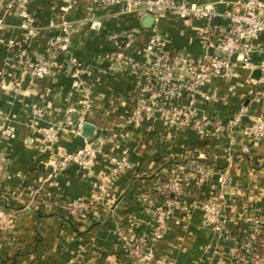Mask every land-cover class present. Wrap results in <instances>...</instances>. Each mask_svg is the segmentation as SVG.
Masks as SVG:
<instances>
[{
  "label": "crops",
  "instance_id": "0c3cea01",
  "mask_svg": "<svg viewBox=\"0 0 264 264\" xmlns=\"http://www.w3.org/2000/svg\"><path fill=\"white\" fill-rule=\"evenodd\" d=\"M9 1L0 0V125L12 130L11 137L0 134V151L9 162L8 177L0 178V211L11 213L14 228L11 233L0 232V264H137L121 260L125 239L151 236L156 225L155 205L163 204L157 191L165 180L179 183L182 195L174 202L167 232L152 244L155 260L144 264H231L230 251L254 229L251 220L264 218V138L244 134L246 127L264 116L262 87L255 86L256 96L248 94L252 89L249 81L258 80L255 72L260 70L239 67L233 78L215 79L208 86L210 100L197 98V117L209 116L224 123L242 106L248 108L236 129L233 151L229 150L232 138L228 130L203 137L192 129L170 126L165 116L145 119L139 129L126 128L135 93L145 81L139 74L116 71L108 55L116 42L134 31L137 41L131 53L143 58L153 36V28L143 26L146 17L123 14L118 6L102 7L88 0H74L68 13L63 11L67 0H31L29 10L42 34L26 44L22 21L8 10ZM242 1L190 0L217 13ZM260 14L264 16V10ZM63 21L73 27L69 54L54 57L60 63L59 72L43 80L33 78L22 61L45 57L48 42ZM156 29L171 48L198 58L206 49L204 32L212 34L214 43L229 31L230 21L220 16L208 21L166 15ZM70 57L90 70L82 90L74 87ZM263 61L264 34L253 55L255 66ZM261 75L260 71L259 78ZM187 101L181 97L170 103L185 105ZM85 103L91 104L88 124L95 127L89 139H105L94 166L96 173L106 174L111 159L124 152L131 169L112 178L105 195L88 210L72 216L71 205L91 194L92 181L80 176L76 167L58 172L55 159L61 153H76L85 139L67 132L52 149L37 131L61 123L70 106ZM34 105L44 110L42 118L32 117ZM174 159L184 163L173 164ZM196 167H203L209 175L201 186ZM209 201L219 203L227 219L228 237L205 223L201 205ZM261 243L264 263V226Z\"/></svg>",
  "mask_w": 264,
  "mask_h": 264
},
{
  "label": "built area",
  "instance_id": "2783aa9c",
  "mask_svg": "<svg viewBox=\"0 0 264 264\" xmlns=\"http://www.w3.org/2000/svg\"><path fill=\"white\" fill-rule=\"evenodd\" d=\"M68 4L63 8L68 13L73 7L74 0H67ZM91 4L102 7L118 6L123 14L138 13L142 17L152 16L155 20L153 36L146 44L143 58L136 57L133 50L137 34L130 31L124 38L115 43L114 49L109 53L108 60L112 67L119 72L139 74L144 78V86L135 93L134 108L125 120V127L141 128L145 119L165 116L170 126L177 129H192L203 137L214 134L230 132L231 142L229 150L233 151L236 141V129L239 128L241 118L247 113L248 108L242 106L237 114L224 123L209 116L197 117L196 102L198 96L210 100L207 88L215 79H231L236 75L237 69L243 68L251 72L259 69L262 75L258 80L252 79L249 85V96H256L255 86L262 87L264 95V61L255 66L253 55L257 50V42L264 34V16L260 13L264 10L261 0H244L234 5H227L222 13L213 9L199 7L190 0H88ZM31 0H10L7 4L9 11L15 13L21 19L24 33V43L30 44L42 34L35 17L30 13ZM92 9V8H91ZM166 15H177L183 19L199 18L212 20L216 16L230 21L228 32L217 37L216 42L211 41L208 31L202 37L206 49L198 58H191L177 51L172 56L168 43L158 34L156 25ZM58 26V33L52 37L47 46L46 56L41 58H28L22 63L29 74L38 80H43L61 69L55 56L67 55L73 34V27L69 22L63 21ZM51 57V58H49ZM74 68V87L84 89L90 70L84 68L80 62L70 57ZM234 60H236L234 62ZM186 97L185 105L170 103L173 99ZM255 98V97H254ZM256 99V98H255ZM91 109L90 103L82 106L72 105L68 108L64 120L59 124H49L38 129L41 141L54 149L60 142L62 135L69 132L84 137V146L73 154L61 153L56 156L55 167L58 172L66 173L72 167H76L80 176L91 179L92 192L77 198L70 208V215L78 216L88 210L97 199L103 197L112 178L131 169V162L127 152L119 158H112V167L106 174L98 175L94 169L98 156L102 152L105 139L100 137L89 139L83 134L87 115ZM31 115L34 119L44 116V110L36 105L31 107ZM0 134L5 137L12 136V130L0 125ZM248 137L252 139L264 138V116L257 118L251 125L245 128ZM191 168V167H190ZM192 170L195 167L191 168ZM8 157L0 151V178L8 177ZM198 174L197 184L203 185L209 175L203 167H196ZM223 181V180H222ZM164 190H163V189ZM165 190L177 195H182L179 183L163 185L157 194L163 199V204L155 205L156 225L148 238L128 237L125 239V254L135 259V263H150L155 260L152 244L159 240L167 232L168 223L173 216L174 202L176 199L164 198ZM152 204L154 201H150ZM154 205V204H153ZM205 223L216 232L228 237L226 228L227 219L223 216L218 202H204L201 205ZM252 232L241 240L230 251L231 264H264L258 252V238L262 234L264 218H254ZM14 223L12 215L6 210L0 211V232L11 233ZM158 264H176L174 261L157 262ZM69 264H72L70 262Z\"/></svg>",
  "mask_w": 264,
  "mask_h": 264
},
{
  "label": "trees",
  "instance_id": "16d2710c",
  "mask_svg": "<svg viewBox=\"0 0 264 264\" xmlns=\"http://www.w3.org/2000/svg\"><path fill=\"white\" fill-rule=\"evenodd\" d=\"M170 51H171L172 56H174L175 53L177 52V50L176 49H173V48L170 49ZM171 163H173V164L174 163L181 164V163H184V161L178 160V159H174V161L171 162ZM163 183H164V185H167V184H171V181L170 180H165ZM164 198H168V199H173L174 200V199L178 198V196L172 194L171 192H169L167 190H165V196H164ZM261 249H262V243H261V235H260L259 238H258V252H259L260 256H261ZM12 260H14V259H12ZM121 260L123 262H127V261H130L131 263L135 262V259L134 258H131L127 254H125L123 257H121ZM3 264H5V262H3Z\"/></svg>",
  "mask_w": 264,
  "mask_h": 264
},
{
  "label": "water",
  "instance_id": "95a60500",
  "mask_svg": "<svg viewBox=\"0 0 264 264\" xmlns=\"http://www.w3.org/2000/svg\"><path fill=\"white\" fill-rule=\"evenodd\" d=\"M154 18L152 16H148L145 18L144 22H143V26L145 28H151L154 26ZM256 78L259 79V75H260V71L255 72ZM94 131H95V127L90 125V124H86L83 130V134L86 137H93L94 136Z\"/></svg>",
  "mask_w": 264,
  "mask_h": 264
}]
</instances>
